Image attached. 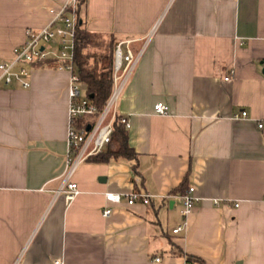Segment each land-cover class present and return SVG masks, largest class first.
I'll return each instance as SVG.
<instances>
[{"label": "crops", "instance_id": "1", "mask_svg": "<svg viewBox=\"0 0 264 264\" xmlns=\"http://www.w3.org/2000/svg\"><path fill=\"white\" fill-rule=\"evenodd\" d=\"M69 1L0 0V60ZM81 14L140 52L115 107L136 155L68 176L71 71L28 65L25 87L0 70V264H264V0H87Z\"/></svg>", "mask_w": 264, "mask_h": 264}, {"label": "built area", "instance_id": "2", "mask_svg": "<svg viewBox=\"0 0 264 264\" xmlns=\"http://www.w3.org/2000/svg\"><path fill=\"white\" fill-rule=\"evenodd\" d=\"M77 0H71L59 9H52L53 19L50 24L41 27H28L25 30V40L14 48V55L10 61L0 60L1 76L6 82L19 80L25 87L30 85V67L43 61L54 60L60 62L59 67L71 71V83L69 86V128L68 141L70 150L68 154V176H71L81 162L90 156L97 154L108 145L112 139L115 123L118 121L125 127L131 126L127 115L120 114L116 102L120 96L123 85L137 63L140 52L135 53L133 49L124 50L123 42H119L115 49L114 63V87L104 107L100 110L90 99L87 93H83L84 82L78 72L73 70L72 60L74 57L75 37L77 27V16L75 13ZM72 12V15L69 14ZM227 78H229L227 76ZM157 113H168L170 106L164 101H158L154 105ZM243 110L237 114L246 116ZM90 125V128H88ZM260 126L263 123L259 124ZM66 197L72 199L79 192L75 181L70 180L65 185ZM194 187L180 195L184 208L183 214L187 216L195 203L199 200L193 193ZM108 200L121 203L124 198L128 203L136 201L150 202V196L146 193L133 191L123 195L119 192L108 191ZM111 208H106L104 214H109ZM186 222L177 225L175 232L184 229ZM54 264H62L57 259Z\"/></svg>", "mask_w": 264, "mask_h": 264}, {"label": "trees", "instance_id": "3", "mask_svg": "<svg viewBox=\"0 0 264 264\" xmlns=\"http://www.w3.org/2000/svg\"><path fill=\"white\" fill-rule=\"evenodd\" d=\"M87 0H77L76 16L77 27L75 37L73 70L78 72L85 84V90L90 99L102 109L110 97L114 87V63L116 40L113 35L105 36L102 33L88 29L81 14L82 7ZM36 63L39 65H53L59 67L60 62ZM136 155L130 146L128 133L125 126L118 121L115 123L111 141L105 150L90 156L93 161H108L112 158L126 156L132 158ZM185 182L181 185L183 191ZM188 260H193V255L187 254Z\"/></svg>", "mask_w": 264, "mask_h": 264}, {"label": "water", "instance_id": "4", "mask_svg": "<svg viewBox=\"0 0 264 264\" xmlns=\"http://www.w3.org/2000/svg\"><path fill=\"white\" fill-rule=\"evenodd\" d=\"M88 128H90V125H88ZM236 264H241V261L237 262Z\"/></svg>", "mask_w": 264, "mask_h": 264}, {"label": "rangeland", "instance_id": "5", "mask_svg": "<svg viewBox=\"0 0 264 264\" xmlns=\"http://www.w3.org/2000/svg\"><path fill=\"white\" fill-rule=\"evenodd\" d=\"M116 49V48H115ZM82 88H83V93H85V91H84V86H82Z\"/></svg>", "mask_w": 264, "mask_h": 264}]
</instances>
